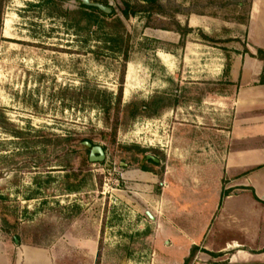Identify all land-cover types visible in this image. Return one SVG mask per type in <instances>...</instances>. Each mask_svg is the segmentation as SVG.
<instances>
[{
  "label": "rangeland",
  "instance_id": "rangeland-1",
  "mask_svg": "<svg viewBox=\"0 0 264 264\" xmlns=\"http://www.w3.org/2000/svg\"><path fill=\"white\" fill-rule=\"evenodd\" d=\"M125 1L137 0H109L131 35L125 68L121 52L53 16L45 0H9L6 6L0 43V264L24 262L14 247L25 243L51 247L54 264H185L189 240L198 239L192 226L206 221L207 212L196 211L188 200L211 203L212 190L192 191L187 177L193 152H201L205 140L217 141L219 124L225 125L230 110L225 92L207 90L223 80V49L238 61L245 56L246 25L231 18L239 15L233 6L218 5L228 0H173L184 7L199 2L195 8L206 13L176 14L185 27L191 14L203 21L182 38L147 26V14L124 18ZM77 5V0L65 2ZM260 11L259 30L264 1ZM168 20L156 15L152 22ZM225 25L232 27L227 33ZM234 33L245 42L213 43L203 37ZM122 74L113 139L102 108L84 98L94 89L116 95ZM129 105H140L142 113L131 117ZM67 137L76 140L68 144ZM83 138L101 145L106 160H88L81 168L90 153ZM205 162L208 171L218 172ZM144 165L162 176L138 168ZM71 168L80 173L70 181H84L77 192L66 186ZM146 210L155 211L158 221H150ZM49 261L43 254L25 263Z\"/></svg>",
  "mask_w": 264,
  "mask_h": 264
},
{
  "label": "crops",
  "instance_id": "crops-1",
  "mask_svg": "<svg viewBox=\"0 0 264 264\" xmlns=\"http://www.w3.org/2000/svg\"><path fill=\"white\" fill-rule=\"evenodd\" d=\"M263 1L253 0L248 23L240 24L246 25V42L236 33L222 36L245 42V56L238 61L232 54L231 74L236 85L234 93L223 94L230 110L225 113L224 120L219 118L225 125L219 124L218 140H205L199 147L202 151L193 152L188 187L192 191L202 190L203 195L212 190L208 195L213 198L211 203L203 202L205 199L188 200L196 211L207 212L206 221L192 226L198 239L189 240L187 257L196 247L194 261L190 264H264V83L260 81L263 64L252 56L257 54L258 48L264 49V27L259 30L257 26L262 18L260 4ZM202 22L195 14L188 18L190 28L200 27ZM225 28L227 33L232 27L225 25ZM220 47L217 49L222 51ZM223 56L226 60V53ZM224 63L222 75L226 61ZM202 162L212 169L218 168V172L208 171ZM169 202L172 207L168 211L173 212L175 205L172 200ZM202 204L205 206L200 209ZM145 213L150 221H158L155 211L146 210ZM190 217L194 218V214ZM194 220L196 222V218ZM163 240L167 247L173 246L171 239ZM3 244L6 247L7 244ZM14 248L15 255L20 253L24 259L21 264L39 259L43 254L50 259L48 264H54L51 247L20 244Z\"/></svg>",
  "mask_w": 264,
  "mask_h": 264
},
{
  "label": "trees",
  "instance_id": "trees-1",
  "mask_svg": "<svg viewBox=\"0 0 264 264\" xmlns=\"http://www.w3.org/2000/svg\"><path fill=\"white\" fill-rule=\"evenodd\" d=\"M45 1L48 4L50 12L53 16L63 18L65 21H67L70 24L72 28L76 29L78 32L88 36L89 38L91 36H95L99 40L111 44L112 49L121 52L124 60L123 66L125 68L127 62L129 61V55L131 50V35L128 32L124 19L120 15H118L116 9L109 4V0H91V1L101 3L106 7H110L112 9L111 13H107L99 9L98 7L86 5L82 2V0H77L78 5L73 8L65 6V2L68 0H45ZM143 1L144 3H141L137 0L133 4H131L128 1L123 2V6L121 7V13L123 17L127 19L130 16L137 15L138 13L147 14L148 15L147 26L176 31L181 34L182 38L185 37L191 31V28L183 26L176 19V14H180V13H185V14L197 13L201 15L206 14L202 11H198L195 8L196 5L199 4V2L193 3L189 7H184L183 5L173 0H167L165 2L161 0H143ZM252 1L253 0H228L226 2H219L218 5L226 8L233 6V9L235 10V12H238L239 15L235 16L234 14L233 17L231 18H233L234 21L240 24H247L249 20ZM8 2L9 0H0V43L3 40L2 27H3L5 9ZM211 3L213 2L211 1ZM156 15L167 17L169 18V20L166 23L164 21H161L162 23L160 25L155 24L152 22V19ZM209 15L217 17V15H215L214 13H211ZM203 37L206 40H209L213 43L239 41L238 38H231V37H227L225 39H221V38L214 39L205 34H203ZM224 50L226 53L227 60H226L225 69L223 71V76H222L223 80L219 81L220 83L217 82L213 84L212 87L207 90V93H215L217 91L232 93L233 89L235 88L236 83L232 79V74H231L232 64H233L232 55L230 56V52L227 49ZM252 56L260 60L263 64L262 73L260 75V81L261 83H264V49L258 48L257 54ZM123 76L124 75L122 74L120 81L121 85L116 95H114L112 92L110 93L105 90L102 91L100 89H94L92 90L90 97L86 96L84 98V99H89L91 102L102 108L105 115L106 124L110 126L112 129L113 139H115L119 126L118 120L121 111L122 95H123V81H124ZM197 99L200 98L197 97ZM127 108H131L129 114L133 118L139 116L142 113V109L140 105H136V106L129 105L127 106ZM64 140L68 144H70L72 141L76 140V138L67 137ZM82 141H89L91 143L93 142L91 138H83ZM69 148L71 149L72 147ZM69 148H67L68 149L67 154L70 153ZM74 150L77 151L76 149ZM139 152L144 153L145 150L139 148ZM88 160H89L88 156L83 158L81 168L83 165L88 164ZM148 160L152 161L151 159ZM66 165L72 166L71 162L69 161L67 162ZM72 168L71 171L67 173L68 182L71 183H67L66 186L69 191L77 192L78 190L81 189L84 181L83 180L79 182L70 181V178L72 176L78 177L80 173V171L77 172ZM142 168L145 170H153L147 167L146 165H144ZM25 244L34 245L30 243H25ZM195 252H196V247L192 249L191 254L185 260V264L191 263V260L193 259Z\"/></svg>",
  "mask_w": 264,
  "mask_h": 264
},
{
  "label": "water",
  "instance_id": "water-1",
  "mask_svg": "<svg viewBox=\"0 0 264 264\" xmlns=\"http://www.w3.org/2000/svg\"><path fill=\"white\" fill-rule=\"evenodd\" d=\"M82 2L89 6L98 7L99 9L107 13H111L112 11L110 7H106L101 3L93 2L91 0H82ZM84 145L90 148V153H89L90 162L95 163V162H103L106 160V153L101 145H93L89 141H85ZM148 157H151V156L148 155Z\"/></svg>",
  "mask_w": 264,
  "mask_h": 264
},
{
  "label": "flooded vegetation",
  "instance_id": "flooded-vegetation-1",
  "mask_svg": "<svg viewBox=\"0 0 264 264\" xmlns=\"http://www.w3.org/2000/svg\"><path fill=\"white\" fill-rule=\"evenodd\" d=\"M87 147V146H86ZM87 148H89V147H87ZM89 150H90V148H89ZM146 158L147 159H151L153 162H155L156 164H158L159 163V160L158 159H156V158H154V157H148V155H146ZM139 169H141V170H144L145 172L147 171V172H151L153 175H155V176H157V178H160L161 176H162V172H157V171H153V170H145V169H143L142 167H138Z\"/></svg>",
  "mask_w": 264,
  "mask_h": 264
}]
</instances>
